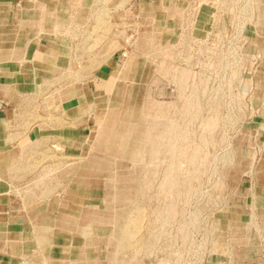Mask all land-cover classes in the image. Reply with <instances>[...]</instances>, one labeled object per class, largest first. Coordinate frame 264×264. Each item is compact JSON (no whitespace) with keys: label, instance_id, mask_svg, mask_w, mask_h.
<instances>
[{"label":"crops","instance_id":"obj_1","mask_svg":"<svg viewBox=\"0 0 264 264\" xmlns=\"http://www.w3.org/2000/svg\"><path fill=\"white\" fill-rule=\"evenodd\" d=\"M263 5L264 0H0V264H38V254L42 264H55L50 255H61L56 243L65 235L46 232L64 214V201L57 205L53 199L70 184L67 176L53 182L47 173L65 155H84L80 147L89 140L95 113L83 98L116 77L129 36L146 64L143 74L153 61L159 69L188 68L206 83L207 94L221 77L222 93L238 104L231 108L242 116L225 119V125L244 127L236 139V208L222 215L225 224L220 239H213L208 264H264ZM219 62L221 68H213ZM66 94L73 96L53 101ZM64 141L78 149H54Z\"/></svg>","mask_w":264,"mask_h":264},{"label":"bare ground","instance_id":"obj_2","mask_svg":"<svg viewBox=\"0 0 264 264\" xmlns=\"http://www.w3.org/2000/svg\"><path fill=\"white\" fill-rule=\"evenodd\" d=\"M126 43L133 49H138L136 40L133 41L130 37L126 39ZM150 49L154 53L155 50L152 47ZM122 57L125 59L122 66H119L116 77L103 80L101 83L103 89L99 96L103 97V100L96 101L95 96L89 93L83 98L86 106L94 111L92 120L96 124V134L88 148L83 151L84 155H65L59 162L53 164V169L47 173L53 182L60 176H67L68 180L65 182L68 185H75L77 189H87V185H94L95 189L101 192V195H89L86 192L79 194L69 189L63 191L59 199L58 197L53 199L57 205L63 201L65 204L62 217L56 218L46 232V235L53 232L66 237L61 244L56 243V247L60 246L62 249L61 255L53 251L56 257L51 255L49 257L55 264H138L137 254L145 249H151L153 242L158 241L160 236V233L153 231L147 232V236L143 233L136 236V230L141 228V221L138 222L139 215L147 210L150 221L154 217L153 222L176 223L178 214L175 203L189 201V186L191 182L196 181L194 175L206 171L198 169V166L199 162H204L202 157L206 159L207 155H202L198 151L204 145L206 147L207 141L215 139L212 137L214 135L211 132L212 125L222 127L216 134L219 136L216 141L221 143L224 141L225 119L237 118L222 117L217 110L214 112V104L218 102L215 94L219 91L214 89L212 94H207L206 83L195 80L188 68L161 66V72L172 79L178 97L182 100L180 117H176V120L167 117L164 109L149 102V96L140 89L138 77L145 66L141 56L134 52H124ZM213 68L220 69V62ZM127 80L130 81V85L123 90L118 89V86L126 84ZM199 93L203 98L205 95L208 96H205L204 102H208L209 106L198 105L197 101L201 98L198 96ZM72 96L73 94L57 95L53 101L60 103ZM118 106H121L122 110L118 109ZM202 110H206V113L201 121H198ZM196 125L205 127L200 133L202 142L200 145H187V142L193 141L194 132L191 128ZM67 147L78 149L77 144L68 141L55 145L54 149ZM231 157L230 153L229 158ZM124 160L125 163L130 162L131 167L126 168L122 165L124 168L121 170L120 165ZM180 163L185 164V168L180 169ZM58 170H61L62 174H59ZM158 173L161 174V179L154 196L155 202L151 203L148 194L151 183L156 180ZM179 173H183V176L191 174L192 177L178 179L176 175ZM171 194L172 199L167 203L166 198ZM34 198L37 199L36 196ZM85 200L98 202L91 204ZM179 214L181 218L186 216L183 209ZM198 215L199 213H193L190 216L192 225L198 224ZM168 216H171L170 220L167 219ZM104 226L110 227L109 237L93 235L95 228L99 230ZM177 230L182 242H186L189 239L187 226L178 224ZM96 239L105 242L106 248L110 249L100 257L88 254L95 248ZM212 246L211 243L210 248ZM131 248L132 251L125 259L122 258L120 255L122 250ZM76 251L80 253L77 254L78 257L75 255Z\"/></svg>","mask_w":264,"mask_h":264},{"label":"rangeland","instance_id":"obj_3","mask_svg":"<svg viewBox=\"0 0 264 264\" xmlns=\"http://www.w3.org/2000/svg\"><path fill=\"white\" fill-rule=\"evenodd\" d=\"M130 48L131 51H129ZM137 50L138 49H133L132 46L129 43H126L125 40V49L119 52V57L122 60V64L125 59V57H121L122 52H134L136 54ZM122 64L120 66H122ZM149 65L150 67L148 71H144L145 74H143V70L146 69V64L144 66V69L140 71L141 74L140 77H138V81L139 83H141L140 89H143V92H146V95L149 96V102L161 106L167 113V117L176 120V117H180V107L182 104V100L178 97L176 85L173 83L172 79L169 76L164 75L160 71V69L158 68V62H149ZM147 73L149 74V76ZM214 82L216 91H219V93L215 94L217 95L216 99L218 100V102L214 104V112L217 110L218 114H221L222 117L224 116L226 118L229 116L241 117V110H233L231 108L237 107L238 104H234L230 98L228 99L226 93H222L221 77L214 78ZM129 85L130 81L127 80L126 84L119 85L118 89L123 90L124 87H127ZM102 89L103 85L101 84L100 88H97L96 92H91L89 94L95 96L96 101H101L103 100V97H100L99 93ZM198 96H200V93L198 94ZM205 96L208 97L207 95ZM200 97V100L197 101L198 105L209 106L208 102H204L203 96ZM118 109L122 110V107L118 106ZM205 111L206 110L200 111L201 117L198 121H201L202 116L206 113ZM90 126H92V122ZM221 128V126L212 125L211 132H213L214 134L212 137H215V139L213 140L214 142L212 141L211 137V141L209 140L206 142V147L204 145L198 151L202 155H207L206 159L204 158V156L202 157L204 162H199L200 166H198V169L202 171L206 169V171H203L198 175H194L196 181L191 182V185L189 184V201H177L175 203V210L178 214V216L176 217V223H172L171 221L164 224L162 221L153 222L154 217H152V220L150 221L147 210L143 211L141 213L142 215H139L138 222L141 221V228L136 230V236L142 233L146 234L147 236V232L150 231H153V233H160V236H158V241L155 240V242H153L154 244L151 249H145L141 253L137 254L138 264H208V262L211 261V255L209 256V253L211 251L210 245L213 242L214 238H216L217 240V238L220 237V231L223 230L222 227L223 224H225L222 221V215L228 214L229 210L232 211V208H236V206L232 205L235 197H237L238 194L237 189L239 188L238 182L240 178V174L236 172L237 168L235 167L239 160L237 157L238 151L236 148V139L238 137V134L241 133L240 130H242L244 127L237 125H225L223 128V132H225L224 141L220 143L216 141V138L219 137L216 134L221 130ZM191 129L194 132L192 139L193 141L187 142L186 144L190 146H195L197 144L200 145L202 142V139H200V133L204 131L205 127L196 125ZM95 134L96 124L91 127L89 136L90 141H87L84 150L88 148V144H91ZM230 153L232 154L231 158H229ZM222 160H225V162ZM122 165L126 168L131 167L130 162L127 161L125 163V160L124 163L120 165L121 170L123 167ZM179 168H185V164L180 163ZM156 176V180L151 183V190L148 194L151 197V203L155 202L154 196L161 179L160 173H158V175ZM191 177V174L183 176V173H179L176 175V178L178 179H189ZM87 187V189H77L75 185L70 184V190L77 191L78 193L86 192L89 195H101V192L95 189L94 185H87ZM56 194L57 193H55V195ZM171 199L172 194L168 195V197L166 198L167 203H169ZM85 202L97 204L98 201L92 202L91 200H85ZM146 203H148V201ZM182 209L185 211L186 215L183 216L184 219L181 218L179 214ZM193 213H199V215L197 216V225L191 224L192 218L190 216H192ZM167 219L170 220L171 216H168ZM178 224H185L187 226V235L189 239H187L186 242H182L181 240V235L177 230ZM99 230L98 228H95V232L93 233V235H102V237L104 238L109 237L110 227L104 226V228H99ZM106 247L107 246L105 242H99L96 239L95 248L93 250H90L88 254L92 257H100L102 255H105V253L110 250H108ZM131 251L132 248L122 250L120 255L125 259V257ZM77 254L80 255L79 251H76L75 255L77 256ZM37 257L38 264H42V254H38Z\"/></svg>","mask_w":264,"mask_h":264},{"label":"built area","instance_id":"obj_4","mask_svg":"<svg viewBox=\"0 0 264 264\" xmlns=\"http://www.w3.org/2000/svg\"><path fill=\"white\" fill-rule=\"evenodd\" d=\"M123 56V52L121 53V57Z\"/></svg>","mask_w":264,"mask_h":264}]
</instances>
